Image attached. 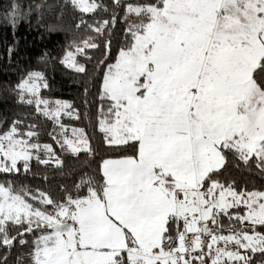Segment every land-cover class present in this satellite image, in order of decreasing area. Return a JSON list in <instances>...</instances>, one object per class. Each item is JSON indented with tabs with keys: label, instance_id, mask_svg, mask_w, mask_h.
<instances>
[{
	"label": "snow or ice",
	"instance_id": "1",
	"mask_svg": "<svg viewBox=\"0 0 264 264\" xmlns=\"http://www.w3.org/2000/svg\"><path fill=\"white\" fill-rule=\"evenodd\" d=\"M71 2L85 13L103 8L96 0ZM17 11L13 5V23ZM124 19L127 43L103 76L101 100L109 104L100 127L109 146L135 154L104 160L103 184L82 180L86 196L57 203L40 193L52 212L0 184V247L51 229L34 242L32 264H208L205 256L211 264H257L254 257H264V231H257L264 229V192H237L213 177L229 153L264 171V0L129 3ZM97 47L85 40L65 62L83 73L75 55ZM42 80L29 73L18 88L35 97ZM16 135L15 123L0 134V172L19 171L20 160L28 170V148L38 147ZM82 143L90 150L83 134ZM241 204L246 214L229 213ZM221 215L245 228L215 233L209 222L219 227ZM10 226L23 231L11 236Z\"/></svg>",
	"mask_w": 264,
	"mask_h": 264
},
{
	"label": "trees",
	"instance_id": "2",
	"mask_svg": "<svg viewBox=\"0 0 264 264\" xmlns=\"http://www.w3.org/2000/svg\"><path fill=\"white\" fill-rule=\"evenodd\" d=\"M97 2L103 8L85 13L71 0H0V134L15 123L18 131L35 133L31 137L33 142L51 148L50 152L42 151L37 157L30 158L28 170H25V164L19 163V171L0 172V183L21 192L28 203L41 211L52 212L54 209L41 203L40 193L57 203L64 202L68 195L73 198L86 196L88 185L82 184V180L91 179L94 186L103 184L101 164L104 160L135 154L131 148L106 143L100 121L105 118L101 109L106 112L109 102L101 100V86L107 66L115 61L127 43L126 3L153 0H121L119 5L114 0ZM13 5L18 6L14 23ZM113 18L114 24L111 23ZM105 20L110 23L104 31H94V27ZM85 40H91L98 47L85 48L84 54L77 55V63L86 69L80 73L65 66L62 59L67 53L76 52L77 46L83 47ZM32 71L40 73L47 84L39 93L41 100L48 101L47 107L21 99L18 85ZM57 101H67L69 107L61 109ZM62 110L68 113L64 114ZM57 111L59 115L54 114ZM69 127L83 128L90 150L76 153L69 150L61 140L66 135L64 130ZM43 160L48 163H42ZM213 178L225 187L232 185L237 192H264V171L254 163L243 164L230 153L226 166ZM244 210L245 206L241 204L229 209V213L243 215ZM219 221L220 226L214 227L221 234L229 235L230 229L245 228L229 216L221 215ZM20 231L23 228L10 226L9 234L16 236ZM257 231L264 229L258 227ZM45 232L36 229L25 233L23 238L27 243L24 245L19 243L18 237L11 247H0V264H32L30 253L34 242ZM254 259L260 264L264 257L257 254Z\"/></svg>",
	"mask_w": 264,
	"mask_h": 264
},
{
	"label": "rangeland",
	"instance_id": "3",
	"mask_svg": "<svg viewBox=\"0 0 264 264\" xmlns=\"http://www.w3.org/2000/svg\"><path fill=\"white\" fill-rule=\"evenodd\" d=\"M96 2H97V0H96ZM98 3V2H97ZM127 4H129V3H126V5H125V9H126V6H127ZM72 53H76V52H72ZM68 54V53H67ZM67 54L63 57V59H62V62H63V64L65 65V66H67V67H69V68H71V69H74L73 67H71L70 66V61L69 62H65V57L67 56ZM77 55L78 54H76L75 55V60H76V57H77ZM115 61H116V59H115ZM115 61L112 63V64H114L115 63ZM77 62V61H76ZM78 64V63H77ZM79 65V64H78ZM75 70V69H74ZM34 72H36V71H32V72H30V73H34ZM36 73H38V72H36ZM28 75H29V73L23 78V80L22 81H24L25 79H27V77H28ZM21 81V82H22ZM37 83L40 85V87H39V90H38V94L34 97L32 94H30V93H26V92H22L21 91V93H22V96H23V101H28V100H32L33 101V104H35V105H37L36 104V100H41V98H40V96H39V93H40V90H41V88L42 87H44V81L42 80V81H37ZM102 83H103V81H102ZM63 104H66V105H69V103L67 102V101H62V102H60V105H59V107L61 108V109H63L64 107H61V105H63ZM41 105V104H40ZM62 113H64V114H67L68 112L67 111H61ZM56 113V112H55ZM54 113V114H55ZM64 130V129H63ZM8 131H10V129L8 130ZM8 131H6V132H8ZM30 130H24V131H22V132H20V131H18V129H17V135H16V139H19V140H24V141H27L28 142V144L29 145H31V144H36V145H38V147L37 148H35V149H33V148H31V147H29L28 148V151H29V153L31 154V158H34V157H37L39 154H41V152L42 151H48L46 148H45V145H43V144H39V143H36V142H33L32 140H31V137H28L27 136V133L29 132ZM65 131V133H66V135L65 136H62V138H61V140L68 146V148H69V150L71 151V152H73V153H76V152H79V151H83L84 150V145H83V143H82V134H83V136H85V133H84V130H83V128H81V127H69V128H67L66 130H64ZM5 132V133H6ZM1 134H3V133H1ZM66 141H67V143H66ZM73 148H77V149H79V151H73ZM48 155V154H47ZM42 160V159H41ZM44 161V160H43ZM19 163H22V164H25V161H23V160H20V161H18V163H17V168H18V165H19ZM13 172H16V171H13ZM0 184H2V183H0ZM251 192H255V191H250V192H248V193H251ZM243 205V204H242ZM245 206V205H244ZM246 212H247V208H246V206H245V210H244V214H246ZM243 214V215H244ZM51 231V229H49L48 231H46L43 235H45V234H47L48 232H50ZM230 247H231V245H230Z\"/></svg>",
	"mask_w": 264,
	"mask_h": 264
},
{
	"label": "crops",
	"instance_id": "4",
	"mask_svg": "<svg viewBox=\"0 0 264 264\" xmlns=\"http://www.w3.org/2000/svg\"><path fill=\"white\" fill-rule=\"evenodd\" d=\"M110 159H117V158H110ZM102 164H103V162H102ZM102 164H101V171H102ZM228 199L231 200V197H228ZM209 227H211L215 233L221 234L220 232H218V231L215 230V227H214L213 224H211V222H209ZM189 235H191V234H189ZM222 235H225V234H222ZM205 241L210 243V239L207 238V237H206ZM197 264H199V263L197 262Z\"/></svg>",
	"mask_w": 264,
	"mask_h": 264
},
{
	"label": "built area",
	"instance_id": "5",
	"mask_svg": "<svg viewBox=\"0 0 264 264\" xmlns=\"http://www.w3.org/2000/svg\"><path fill=\"white\" fill-rule=\"evenodd\" d=\"M202 238H203V239H206V237H202ZM218 246L223 247V246H224L223 241H221L220 244H219ZM205 259L208 260V264H211V260H210L207 256H205Z\"/></svg>",
	"mask_w": 264,
	"mask_h": 264
}]
</instances>
